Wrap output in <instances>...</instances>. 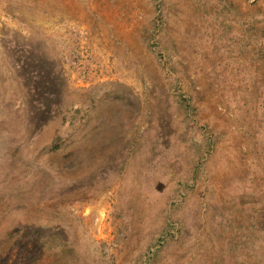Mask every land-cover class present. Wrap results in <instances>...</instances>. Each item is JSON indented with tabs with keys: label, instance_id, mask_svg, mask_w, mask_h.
<instances>
[{
	"label": "rangeland",
	"instance_id": "rangeland-1",
	"mask_svg": "<svg viewBox=\"0 0 264 264\" xmlns=\"http://www.w3.org/2000/svg\"><path fill=\"white\" fill-rule=\"evenodd\" d=\"M26 58L65 76L37 129ZM23 163L58 218L39 264H264V0H0V173Z\"/></svg>",
	"mask_w": 264,
	"mask_h": 264
},
{
	"label": "trees",
	"instance_id": "trees-1",
	"mask_svg": "<svg viewBox=\"0 0 264 264\" xmlns=\"http://www.w3.org/2000/svg\"><path fill=\"white\" fill-rule=\"evenodd\" d=\"M32 61H36L32 59ZM23 63V79L27 88L29 104L28 113L37 120L36 129L41 123L49 121L48 118L56 115L60 111V94L65 87V76L63 73L55 69V64L43 63L36 61L30 63L28 58ZM61 88V93L60 89ZM33 119V120H34ZM45 124L43 123L42 126ZM73 126V122L71 123ZM63 134V132H62ZM61 134V135H62ZM63 137L57 135L51 143L44 146L43 151L47 153H58L56 143H61ZM58 143V144H59ZM6 173H0V184L4 187L0 190V264H39L41 256L44 252L47 253L45 248L48 243V232L54 229L53 220L57 218L55 212L40 213L39 211H32V202L30 201V193L37 195V200L41 201L48 196L49 190L45 184H38L28 187L24 181L16 183L23 184L24 187L15 189L11 184L14 178L25 177L28 170L27 164H21L20 175L21 177H14L13 173L18 172L14 164H10L7 168L3 167ZM45 176V175H44ZM28 200L30 202L24 201ZM21 212L23 219L17 220L16 215ZM40 216L36 218L34 215ZM53 214H55L53 216ZM44 215V216H42ZM25 217V218H24ZM47 217V218H45ZM174 224H170L173 226ZM60 229V228H59ZM171 232H167V236ZM23 240H34L40 248L39 256L33 254L29 256L23 255L26 253L25 247H21ZM21 243V244H20ZM26 246V244H25ZM18 249V250H17ZM17 250V256L14 259L13 253ZM151 251V250H150ZM152 255L147 254L146 261L150 260ZM147 264V262H144Z\"/></svg>",
	"mask_w": 264,
	"mask_h": 264
}]
</instances>
